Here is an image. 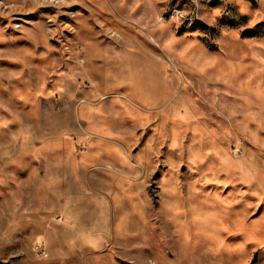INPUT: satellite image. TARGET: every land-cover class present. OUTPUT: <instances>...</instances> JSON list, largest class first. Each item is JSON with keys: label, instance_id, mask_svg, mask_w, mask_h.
I'll return each instance as SVG.
<instances>
[{"label": "rangeland", "instance_id": "rangeland-1", "mask_svg": "<svg viewBox=\"0 0 264 264\" xmlns=\"http://www.w3.org/2000/svg\"><path fill=\"white\" fill-rule=\"evenodd\" d=\"M0 264H264V0H0Z\"/></svg>", "mask_w": 264, "mask_h": 264}, {"label": "built area", "instance_id": "built-area-1", "mask_svg": "<svg viewBox=\"0 0 264 264\" xmlns=\"http://www.w3.org/2000/svg\"><path fill=\"white\" fill-rule=\"evenodd\" d=\"M40 254H41L42 256H46V253H44V252H40Z\"/></svg>", "mask_w": 264, "mask_h": 264}]
</instances>
